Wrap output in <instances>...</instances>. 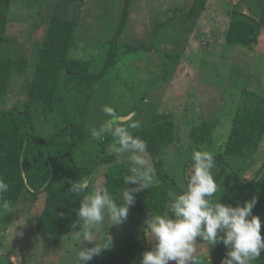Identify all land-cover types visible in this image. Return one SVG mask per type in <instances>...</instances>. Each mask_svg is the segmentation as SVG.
<instances>
[{"label":"trees","instance_id":"1","mask_svg":"<svg viewBox=\"0 0 264 264\" xmlns=\"http://www.w3.org/2000/svg\"><path fill=\"white\" fill-rule=\"evenodd\" d=\"M67 1L78 5L84 0ZM205 3L206 0H197L189 12L198 15ZM11 4L12 0H0V101L11 95L16 76L25 74L27 81L22 85V93L26 96L22 102L15 106H0V178L10 185L4 198L12 202L14 209L23 212L41 206L36 222L39 231L52 235H71L78 230L71 228V225L78 223L76 209L81 200V197L70 192L71 181L89 178L91 186L97 187L96 180L103 176L104 181L99 187H107L117 202L120 200L119 194L127 187L123 177L129 174L131 167L128 157L123 155L119 158L122 160L118 161L108 150L113 142L112 137L94 140L85 121L90 103L89 91L116 65L118 53L113 45L110 46L99 63L95 55L89 58L74 56L79 11L77 9L73 15L70 13L66 16L63 6L57 8L44 22L35 23L37 29L42 26L46 32L41 35L40 48L34 51L32 63L21 46L5 35L9 20L7 10ZM250 9L258 17L239 10L237 6L231 10L227 43L249 46L251 49L257 44L264 30V4L260 3V8ZM128 15L127 5L122 10L116 37L109 43L118 42L117 36L125 29ZM156 28H153V32L157 40ZM123 45L129 49L133 47L132 50L146 47L144 44L140 47ZM182 55L178 53L169 57L165 53L167 74H171L180 63ZM244 92V99L232 116L225 143L216 152H211L216 162L213 175L218 184L213 200L223 199L220 196L223 189H226L224 196L227 203L232 206L258 197L252 211L264 220V160L253 175L246 177L245 174L257 162L258 154H261L259 147L264 139V94ZM144 100H138L136 106L121 116L126 118V115L135 111L140 116L145 110ZM127 120L135 121L130 118ZM139 122L140 127L130 131L146 141V152L155 179L153 186L135 194V204L129 209L135 227L143 230L149 213L168 212L172 199L184 190L187 184L185 174L192 160L190 156L184 161L181 177L166 171L165 151L169 152L165 146L176 140L175 122L166 115ZM215 127L216 122L205 120L193 127L190 144L200 146L205 143L207 149L216 140ZM128 219L131 217L127 218L126 223ZM134 248H138L136 242L113 244L101 256L105 264H128L136 257ZM254 264H264V250Z\"/></svg>","mask_w":264,"mask_h":264},{"label":"rangeland","instance_id":"2","mask_svg":"<svg viewBox=\"0 0 264 264\" xmlns=\"http://www.w3.org/2000/svg\"><path fill=\"white\" fill-rule=\"evenodd\" d=\"M196 2L84 0L77 5L67 0H12L7 10L9 20L5 35L21 46L33 63L34 51L40 48L41 35L46 32L42 26L37 29L35 23L44 22L59 7H65L66 16L73 15L78 9L73 55L84 58L95 55L99 63L110 46L113 45L118 53L116 65L89 91L86 124L90 129L98 128L108 119L102 111L105 105L114 107L121 116L136 106L138 100L145 99L143 113L140 116H137L138 111L129 113L125 120L148 122L152 117L166 115L175 122L176 140L165 146L169 152L165 151V169L181 177L184 161L194 150L214 153L222 148L232 116L244 99V91L264 94V30L252 49L226 41L231 10L237 6L239 10L258 17L250 8H260L264 0H206L204 9L194 15L189 11ZM127 5L129 15L126 27L117 36L116 44L109 43L116 37L122 10ZM155 26L157 40L153 32ZM123 44L128 47L144 44L146 47L132 50L133 47L129 49ZM165 53L169 57L183 54L171 74H167L164 65L167 61ZM26 81L25 74L16 76L11 95L0 101V106H15L22 102L26 98L22 93V85ZM204 120L216 122V140L207 149L205 143L200 146L190 144L191 130ZM259 149L261 154L245 173L246 177L253 175L264 160V139ZM145 155L149 157L147 152ZM124 157L128 155L124 154ZM103 181V176H100L96 186L99 187ZM221 194V202L229 204L224 196L226 189ZM40 207L37 205L24 212L14 209L11 213L0 215V264H20V261L22 264H77L76 251L81 245L73 241L71 235H52L36 228ZM130 215L131 212L127 223L125 221L121 226L109 228L106 218L98 226L95 236L100 241L108 230L114 245L136 242L138 248L133 250L136 257L128 264H140L143 253L150 250L153 244L149 243L142 229L135 227L133 215ZM261 226L264 234V220H261ZM197 249L202 264H221L227 251L223 243L209 246L207 250L204 242H197ZM101 255L86 264H105ZM169 264L175 262L170 261Z\"/></svg>","mask_w":264,"mask_h":264},{"label":"clouds","instance_id":"3","mask_svg":"<svg viewBox=\"0 0 264 264\" xmlns=\"http://www.w3.org/2000/svg\"><path fill=\"white\" fill-rule=\"evenodd\" d=\"M108 117L98 128L91 129L94 140L112 137L109 152L119 159L128 155L131 167L123 177L127 185L117 202L107 187H92L89 178L70 182V192L81 197L76 209L78 223L71 228V239L81 247L76 251L77 264H86L105 250L112 248V236L107 232L97 241L95 232L107 218L109 226H121L127 220L129 209L135 204V194L149 189L155 183L149 159L145 153L147 143L134 136L130 129H138L139 121L125 120L114 107L102 109ZM192 164L186 172L187 184L170 202L164 214L149 213L143 232L153 246L143 253L140 264H202L197 255V241L209 246L223 243L226 255L221 264H254L264 250L261 219L253 214L258 197L232 206L213 197L218 184L213 175L215 157L207 150H194ZM134 185V186H129ZM9 183L0 178V215L14 211L11 201L4 198ZM170 212V214H169ZM154 242V243H153ZM91 245V246H88Z\"/></svg>","mask_w":264,"mask_h":264},{"label":"water","instance_id":"4","mask_svg":"<svg viewBox=\"0 0 264 264\" xmlns=\"http://www.w3.org/2000/svg\"><path fill=\"white\" fill-rule=\"evenodd\" d=\"M127 118V117H126ZM126 118H124V119H126ZM20 264H22V261H20Z\"/></svg>","mask_w":264,"mask_h":264}]
</instances>
